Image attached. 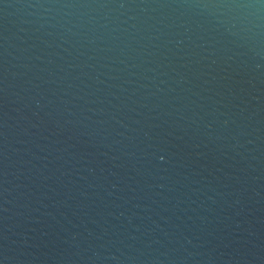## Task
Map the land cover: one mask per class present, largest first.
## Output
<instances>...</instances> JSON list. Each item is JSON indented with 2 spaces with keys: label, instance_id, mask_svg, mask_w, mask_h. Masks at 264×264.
<instances>
[{
  "label": "water",
  "instance_id": "water-1",
  "mask_svg": "<svg viewBox=\"0 0 264 264\" xmlns=\"http://www.w3.org/2000/svg\"><path fill=\"white\" fill-rule=\"evenodd\" d=\"M0 264H264V0H0Z\"/></svg>",
  "mask_w": 264,
  "mask_h": 264
}]
</instances>
